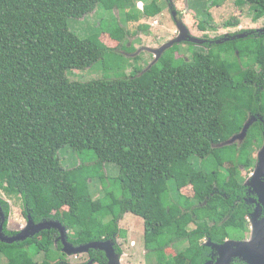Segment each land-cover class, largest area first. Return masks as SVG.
<instances>
[{
    "label": "trees",
    "instance_id": "16d2710c",
    "mask_svg": "<svg viewBox=\"0 0 264 264\" xmlns=\"http://www.w3.org/2000/svg\"><path fill=\"white\" fill-rule=\"evenodd\" d=\"M236 2L249 6L253 21L264 18V0ZM99 3L127 12L133 5L0 0V189L19 197L34 223L59 221L73 246L111 239L123 254L116 236L124 235L119 221L130 213L143 219L144 247L156 253L155 264H205L216 254L207 240L222 244L249 233L241 168L251 167L264 140L263 120L242 142L225 143L249 117L264 118V33L208 46L189 59L177 57L174 46L149 69L116 79L72 80L68 70L90 67L104 50L100 35L81 38L68 20ZM157 4L152 0L141 13L157 14ZM211 17L199 19L200 30ZM65 146L94 150L100 164L116 163L122 196L108 205L91 198L75 171L62 166L58 152ZM0 206L4 234L15 235L6 230L8 203ZM59 235L50 229L0 242L4 264H68ZM29 246L43 252L41 262ZM88 253L107 264L103 252ZM236 260L231 264H246Z\"/></svg>",
    "mask_w": 264,
    "mask_h": 264
},
{
    "label": "rangeland",
    "instance_id": "374dc122",
    "mask_svg": "<svg viewBox=\"0 0 264 264\" xmlns=\"http://www.w3.org/2000/svg\"><path fill=\"white\" fill-rule=\"evenodd\" d=\"M236 1L157 0L159 4L157 5L161 10L151 16L144 15L141 10L145 4L149 5L152 0H132L133 5L129 12L117 8L106 9L102 3H99L91 13L80 18L69 19L68 25L81 38L95 34L100 35L99 45L104 50V56L90 67L68 70L67 75L72 80L89 81L98 78L116 79L133 74L136 70L145 71L156 61L159 56L158 51L162 46L174 41V38L180 33L179 21L175 19L176 17L186 27L187 40L174 42L161 56L170 48L177 46L179 50L176 56L189 59L192 57L191 51L194 45V48L200 49L202 47V51L207 52L210 48L202 46L203 43L209 44L207 41L214 40L209 45L217 46L232 39L242 38L250 33L254 34L256 27L264 28V19L253 21V12L249 6L244 4L238 7ZM171 5L174 8H171ZM210 15L212 22H208L206 30H200L198 27L199 19L203 18L207 21L209 18L206 16L210 17ZM128 16L139 18L137 21L128 18ZM236 21H238L237 25H225ZM117 28L123 29L126 33L117 30ZM159 35H163V39H158L157 36ZM240 35L242 37H239ZM166 37H171V39L164 41ZM257 119L264 120L260 116H257ZM235 142L239 143L240 139ZM253 151L252 156L257 161L256 167L254 169L250 167L249 169H241L242 180L251 188H253L252 184L255 181L254 177L262 171L264 175V146ZM58 155L65 169L75 171L77 184L82 185L91 198L99 199L104 205H108L112 197L120 198L122 196L123 191L118 179L119 167L116 163L100 164L92 149L76 152L69 146H65L59 150ZM253 171L255 172L253 173ZM253 190L252 193L259 199V195ZM0 200L6 201L9 205L6 230L19 232L25 228L28 225V219L22 213L20 198L9 197L0 189ZM114 210L118 211V207ZM251 220L256 222L254 216ZM119 227L124 231L123 236H116V243L120 244L123 250L121 264H155L156 253L148 250L147 252L144 247L143 219L127 213L119 221ZM66 233L68 234L67 229ZM234 237H236L235 234L232 238ZM179 247L181 248V246ZM27 251L37 262H41L44 258L43 252H37L32 246H29ZM67 261L68 264H92L86 253H81L77 257L68 256ZM5 262L6 259L0 253V264Z\"/></svg>",
    "mask_w": 264,
    "mask_h": 264
},
{
    "label": "water",
    "instance_id": "95a60500",
    "mask_svg": "<svg viewBox=\"0 0 264 264\" xmlns=\"http://www.w3.org/2000/svg\"><path fill=\"white\" fill-rule=\"evenodd\" d=\"M175 14L176 13L174 12V15ZM175 19L179 21L178 26L180 28V33L176 38H174V41H170L167 45L162 46V48L158 51L159 56L156 58V61L152 63L148 69L157 62L161 54L167 48L171 47L174 42H182L187 40L186 27L182 24L178 17ZM239 37H242V35ZM256 120L257 117L255 116L249 117L242 130L238 134L233 135L225 144L236 143L235 141L237 139H240V142H242L247 135L248 129ZM262 174L263 171L257 174V176L254 177L255 181L252 184L254 187L253 191L259 195V202L261 203L259 206V211H261V208H264V181H260L259 179L261 176H263ZM253 216L256 218V222H254L255 220L250 219L251 232L249 238L244 240L227 239L222 244L213 243L211 240H207L204 245L214 250L216 253V259L207 261L205 264H231L232 260L235 258L242 260L246 264H264V216L261 219H258V215L255 216L254 212ZM27 219L28 225L20 230L17 235L9 237L3 232L5 213L0 206V242L11 244L13 242L24 241L43 230L55 229L60 234V240L63 245L62 251L66 255H78L81 253H88L90 250H99L105 254L107 258V264H121V258L123 254L116 253L114 240L108 239L104 241H95L79 246H73L67 241L65 227L59 221L43 220L35 224L30 216H28Z\"/></svg>",
    "mask_w": 264,
    "mask_h": 264
},
{
    "label": "flooded vegetation",
    "instance_id": "af4514ba",
    "mask_svg": "<svg viewBox=\"0 0 264 264\" xmlns=\"http://www.w3.org/2000/svg\"><path fill=\"white\" fill-rule=\"evenodd\" d=\"M171 8H174L172 5H171ZM170 11H171V9H170ZM178 11V10H177ZM178 13H179V11H178ZM262 19H264V18H262ZM183 20V19H182ZM255 30V32H254V34H260V33H264V28L262 27V28H255L254 29ZM174 32L176 33V29L174 28ZM178 32V31H177ZM175 36V35H174ZM157 38L158 39H163V35H159V36H157ZM171 39V37H166V38H164V41L165 40H170ZM232 40H235V39H232ZM210 42H214V40H210V41H207V43H209V44H211ZM191 44V43H190ZM209 44H202V46L203 47H208V46H211V45H209ZM194 47H195V45H194ZM192 48V51H191V53H193V52H198V51H202V47H200V49H196V48ZM263 123H264V120H263ZM264 138V137H263ZM261 146H264V140L262 141V143H261V145H260V147ZM260 147L259 148H257V150H259L260 149ZM253 158V160H252V164H251V167L250 168H255L256 167V158H254V156H252ZM242 170L243 169H246V168H244V167H242L241 168ZM247 169H249V168H247ZM250 173V172H249ZM253 173H254V171H253ZM252 173V174H253ZM248 175V174H247ZM263 175V174H262ZM260 181H264V175L263 176H261L260 178ZM247 183V182H246ZM243 185H244V188H245V196L243 197V199L241 200L243 203H245L246 205H247V207L249 208V215H248V228H249V233H248V235H250V232H251V223H250V219L253 217V212H254V214H255V216H257L258 215V219H261L263 216H264V208L262 209L261 208V211H259V206L261 205V203L259 202V199L257 198V196L254 194V193H252V190L254 189V187L253 188H251L250 187V185L249 184H245L244 183V180H243ZM253 199V200H252ZM248 235H247V237H248ZM247 237H246V239H247ZM87 255H88V259L92 262V264H97V262H94L93 261V259L91 260V256H90V254L89 253H86ZM213 256V255H212ZM216 258V256L214 255V259ZM236 259H238V258H235L234 259V261H237ZM239 261H241V262H243L242 260H240L239 259Z\"/></svg>",
    "mask_w": 264,
    "mask_h": 264
},
{
    "label": "bare ground",
    "instance_id": "6f19581e",
    "mask_svg": "<svg viewBox=\"0 0 264 264\" xmlns=\"http://www.w3.org/2000/svg\"><path fill=\"white\" fill-rule=\"evenodd\" d=\"M35 224H37V223H35ZM19 232H17L15 235H17ZM12 236H14V235H12ZM9 237H11V236H9ZM59 239H60V235H59ZM61 241V240H60ZM62 247H63V245H62Z\"/></svg>",
    "mask_w": 264,
    "mask_h": 264
},
{
    "label": "clouds",
    "instance_id": "9594fccd",
    "mask_svg": "<svg viewBox=\"0 0 264 264\" xmlns=\"http://www.w3.org/2000/svg\"><path fill=\"white\" fill-rule=\"evenodd\" d=\"M79 255V254H78ZM78 255H73L74 257H77ZM68 256V255H67Z\"/></svg>",
    "mask_w": 264,
    "mask_h": 264
}]
</instances>
